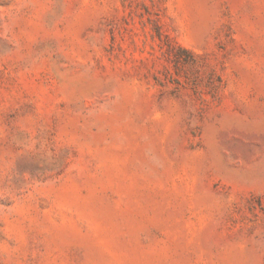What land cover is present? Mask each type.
I'll return each instance as SVG.
<instances>
[{
	"label": "rangeland",
	"instance_id": "374dc122",
	"mask_svg": "<svg viewBox=\"0 0 264 264\" xmlns=\"http://www.w3.org/2000/svg\"><path fill=\"white\" fill-rule=\"evenodd\" d=\"M0 264H264V0H0Z\"/></svg>",
	"mask_w": 264,
	"mask_h": 264
}]
</instances>
